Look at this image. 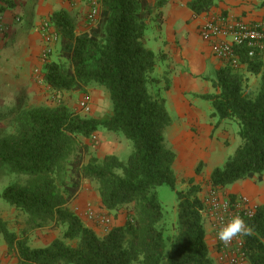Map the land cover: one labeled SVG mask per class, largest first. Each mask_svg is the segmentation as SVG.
Instances as JSON below:
<instances>
[{
  "label": "trees",
  "instance_id": "16d2710c",
  "mask_svg": "<svg viewBox=\"0 0 264 264\" xmlns=\"http://www.w3.org/2000/svg\"><path fill=\"white\" fill-rule=\"evenodd\" d=\"M96 23L81 33L67 11L48 21L59 34L58 59L43 65L44 81L55 92L87 93L103 89L111 103L101 117L56 106H30L0 111V170L26 177L8 184L1 198L23 212L36 227L61 228L49 245L31 247L24 234L10 230L0 215V234L17 264H216L206 240L202 188L189 181L177 188L176 151L166 131L172 124L167 92L172 87L169 55L155 48L162 38L167 0H99ZM215 0H192L201 14ZM241 65L260 80L254 92L241 70L224 66L217 72V93L202 95L213 106L212 116L238 124L240 143L222 166L213 169V188L264 179V60L241 49ZM217 126V125H216ZM106 130L132 142L127 159L89 153L85 139ZM204 163L196 167L201 174ZM96 184L101 208L126 213L122 225L104 235L87 226L71 204L84 181ZM176 191L174 233L166 234L164 207L157 187ZM245 251L249 264H264V205L251 222Z\"/></svg>",
  "mask_w": 264,
  "mask_h": 264
},
{
  "label": "crops",
  "instance_id": "0c3cea01",
  "mask_svg": "<svg viewBox=\"0 0 264 264\" xmlns=\"http://www.w3.org/2000/svg\"><path fill=\"white\" fill-rule=\"evenodd\" d=\"M95 1L99 3V0H0V111L25 104L56 106L58 98L67 95L55 92L44 81L42 26L54 12L67 11L77 22V32H84L90 26L88 14ZM191 1L167 0L163 9L165 21L157 46L169 55L173 68L172 87L166 94L173 121L166 136L177 153L176 174L188 172L193 176L203 162L209 178L213 169L224 162V149L234 142L238 130L231 120L218 123V118L212 116L211 102L202 97L218 92L214 81L224 63L214 55L210 43L202 39L200 26L208 16L222 14L245 22L262 20L264 0H215V5L201 14L190 8ZM58 45V41L52 44L49 61L58 58ZM36 69L40 70V76ZM239 69L248 80L253 79L254 75L244 65ZM98 90L100 87L93 85L87 93L95 99ZM120 151L112 154L120 156ZM224 190L231 195L245 194L256 204L264 205V179L261 182L246 179ZM85 193L80 192L74 201L81 208L80 201L89 197ZM97 200L100 201L99 196ZM204 219L206 240L214 258L210 221ZM100 228L101 225L95 227Z\"/></svg>",
  "mask_w": 264,
  "mask_h": 264
},
{
  "label": "built area",
  "instance_id": "2783aa9c",
  "mask_svg": "<svg viewBox=\"0 0 264 264\" xmlns=\"http://www.w3.org/2000/svg\"><path fill=\"white\" fill-rule=\"evenodd\" d=\"M100 3L93 2L88 14L90 24L97 22L100 14ZM200 35L203 40L210 43L214 55L220 59L224 66L234 69L241 67V49L244 48L249 58L259 57L264 60V19L255 22H245L229 15L208 16L200 26ZM42 36L45 47L42 52V61L45 63L52 52V44L59 41V34L46 20L42 26ZM37 75H41L36 69ZM42 82L41 77L38 78ZM91 95L84 94L80 108L85 113L92 110ZM97 135L93 136L96 142ZM206 209L204 218L210 221L211 233L214 239L213 249L216 264H249L245 251L246 235H238L229 244L218 238L219 229L226 225L234 215H240L251 227L260 205L256 204L245 194L231 195L222 188L211 187L205 198ZM86 216L104 226L107 230L112 226L113 219L105 212H97L88 207Z\"/></svg>",
  "mask_w": 264,
  "mask_h": 264
},
{
  "label": "rangeland",
  "instance_id": "374dc122",
  "mask_svg": "<svg viewBox=\"0 0 264 264\" xmlns=\"http://www.w3.org/2000/svg\"><path fill=\"white\" fill-rule=\"evenodd\" d=\"M157 45L158 43L155 45V48H158ZM51 55H53V53ZM249 82H250V87L253 89V91L257 92L260 88L259 77L256 78V76H254L251 81L249 80ZM66 93L67 95L65 97L63 95L61 96L60 99L58 98L57 104L59 102H64L75 113H79L81 115L101 117L104 114L110 112L111 110V103L108 99V96L106 92L101 88L100 90L95 91V95H94L95 99H91L92 110L89 113H85L80 108L81 99L86 93H82V92H66ZM232 123L234 128H237L238 130V124L235 121H232ZM235 138L236 139L234 140V142L224 149L223 152L225 156L224 162L229 158V156H231L234 153V151L236 150V148L240 143V137L238 136L237 132ZM85 142L88 144L89 147L88 149L89 153L87 159H89L91 155L102 158L107 154L115 153L116 150L117 151L121 150L119 156L120 158L127 159L133 150V145L131 141L126 140L122 136L112 132H108L106 130L100 131L97 134L96 142H93V140H88V139H85ZM168 144L172 147L170 142H168ZM179 149L183 150L181 148ZM224 162L219 166H222ZM204 168L205 167H203V171H202L203 173L201 172V174L199 175L195 174V172L193 176L189 175L188 172L177 173V177H178L177 188L179 190H187L189 187L190 179H193L194 183L197 182L196 184L201 186L202 188V192L200 193L201 198L205 199L211 188V185L209 184V178L207 177L208 175L206 174V172H204ZM25 179L26 177L17 176L15 174H9L5 170H0V215L5 221H7L10 230L14 231L19 236H23L24 234L26 235V237L28 238V243L31 247L47 246L56 238L61 237L62 235L61 228H57L53 225L36 227L30 224L28 222L27 216L23 212H21L15 206H12L9 203L5 202L1 198V192L8 184L16 181L24 182ZM227 187L231 188L232 184ZM83 190L86 192L85 194L89 196L88 199L84 201H80L83 204L81 205L83 207L81 208L80 206L76 205L75 202H73L71 204V209H73L80 217H82L84 223L87 226L95 229V227L97 226L100 227L101 224L96 222L95 220L89 219L86 216L85 212L87 208L92 207L94 210H96L99 213L101 212L106 213V211L101 208V199L99 202L97 200L99 195L96 190L95 183H92L87 180L84 181L80 192L82 193ZM156 190H157L158 198L164 207L166 234L171 235L174 233L173 224L176 222L177 219V202H178L177 194L176 191L172 189L169 185L158 186ZM109 216L113 219L112 226L122 225L126 221L125 212L110 213ZM107 231L108 230L104 228L103 225H101L100 229L96 230V232L99 235H104ZM17 263H18L17 257L14 256L13 254L8 253L7 244L5 243L3 236L0 234V264H17Z\"/></svg>",
  "mask_w": 264,
  "mask_h": 264
},
{
  "label": "clouds",
  "instance_id": "9594fccd",
  "mask_svg": "<svg viewBox=\"0 0 264 264\" xmlns=\"http://www.w3.org/2000/svg\"><path fill=\"white\" fill-rule=\"evenodd\" d=\"M252 229L240 215H234L226 225L222 226L217 235L218 238L229 244L238 235H251Z\"/></svg>",
  "mask_w": 264,
  "mask_h": 264
}]
</instances>
